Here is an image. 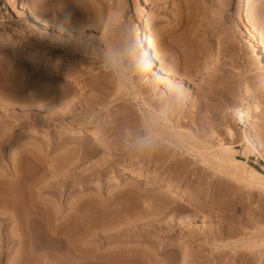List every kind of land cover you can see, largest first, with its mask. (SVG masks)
<instances>
[{"label": "rangeland", "instance_id": "1", "mask_svg": "<svg viewBox=\"0 0 264 264\" xmlns=\"http://www.w3.org/2000/svg\"><path fill=\"white\" fill-rule=\"evenodd\" d=\"M245 1L264 47V0ZM239 2L0 0V264H264L258 178L206 160L232 148L263 173L229 118L242 97L249 110L248 89L264 138V62L246 49ZM140 18L150 19L153 70L138 49ZM31 54L85 84L75 106L54 74L27 64ZM71 121L110 141L60 133ZM127 169L140 181H122ZM180 190L187 199L164 197Z\"/></svg>", "mask_w": 264, "mask_h": 264}, {"label": "bare ground", "instance_id": "2", "mask_svg": "<svg viewBox=\"0 0 264 264\" xmlns=\"http://www.w3.org/2000/svg\"><path fill=\"white\" fill-rule=\"evenodd\" d=\"M140 1L142 3L141 4L142 7L146 9L145 7L149 5V0H140ZM237 10L240 12V15H241L240 16V26L248 34V38L246 39V49L248 50V52H251V53L256 52L258 55V58L261 59V62H264V47L262 45L258 31L254 29L255 27L253 28V26H249L250 25V15L248 11H246V1L245 0H240ZM259 11L257 13H259ZM31 16L34 18L35 22L42 23L41 18L39 17L40 15L37 14L35 11L31 12ZM260 19L261 18H259V20ZM149 21H150L149 18H147L146 20H144V18H140L136 26V32L138 35V43H139L138 49H140V51H142L143 56L146 57L147 67L153 70L157 68L158 56L153 51V49L149 47V37L147 35V30H146V24L149 23ZM44 26L46 27V30H49V31L53 30V29H50V26H48L47 24ZM71 34L72 33H69L68 31V35L72 36ZM226 36H228V34H226L225 32L224 37ZM12 43H14L13 39L11 37H8L5 45H9ZM28 59H29L27 62L28 65L37 64L38 69H40L41 67H44L48 70L47 71L48 74H54V79L57 81L56 82L57 85L59 86L61 91L66 92V94L68 92L69 94L71 93L73 96L74 93L75 94L77 93V91H82L84 89L85 84L81 80L70 78L67 74L59 70L57 67L51 66L45 63V61L41 60L38 56L31 54ZM159 70L161 73L165 74L170 79H172V81H182L180 80V77H178L175 73L166 70L163 66H160ZM246 96L251 103V106H248L249 110H247L248 108L243 107V103L246 101L242 102V99H243L242 97L239 102L231 106L229 118H231L232 122L236 126L243 125L244 127L240 129V137H241L240 143H242V147L244 148V150L248 154L256 155L264 161V138H263L262 132L259 127V124H260L259 116L262 113L260 102L254 97L249 95L248 89H246ZM65 103L68 106L69 105L75 106V104L78 103L77 96H73V97L70 96V98L66 100ZM34 127L36 126L24 128V131L33 132ZM73 131L76 134H78L80 138H83V137L86 138V136H88L89 138H92V142H91L92 145L93 144L94 145L95 144L105 145L107 142L110 141V138H108V136L103 135L96 128V125L93 122L80 123L76 121H71V122H67L66 124H64L63 127L60 129V133H63V134L66 132L70 133ZM227 135L228 137L233 139L235 136L234 130L229 128L227 131ZM177 137L179 141H182L183 140L182 138L184 136L180 132H177ZM188 148H189L188 150L190 151L191 150L198 151L197 147L195 148L188 147ZM237 152L238 151L233 150L232 148L228 151L221 150L220 152L218 151V152L212 153V155H210V157H208V159L206 160H208L209 163H212L216 165L217 167H219V169L226 170V172L232 171L233 176H235L234 178L237 177L236 179H239V180L243 179L241 181H245L246 183L251 181V178L256 175V177L258 178V184L260 185L258 186L257 184V186L264 189V166L261 167L263 169L262 170L263 173L257 171L255 168L251 167V165H249L248 162L239 161L236 158ZM126 172L127 174L126 176L122 178V181H131V180L140 181L139 179H141V176H143L142 173L137 172L136 170H132V169H127ZM147 183H148L147 184L148 188L150 187L154 188L155 191L157 192H163L166 184L173 185V183L170 180H165L164 183L166 184L162 183V184L155 185L152 182H147ZM188 194L189 192L186 190H180L178 193L166 191L164 194V197L166 199H170L172 201L178 202V201L187 199ZM86 255L87 253L85 252V250L83 249L81 250L80 248V251H78V257H80V259H84ZM88 261L89 259L81 260L80 264H93Z\"/></svg>", "mask_w": 264, "mask_h": 264}]
</instances>
